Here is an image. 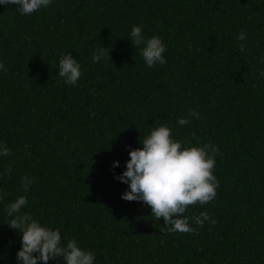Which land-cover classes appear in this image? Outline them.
I'll use <instances>...</instances> for the list:
<instances>
[{"label":"trees","instance_id":"trees-1","mask_svg":"<svg viewBox=\"0 0 264 264\" xmlns=\"http://www.w3.org/2000/svg\"><path fill=\"white\" fill-rule=\"evenodd\" d=\"M17 7L0 5V144L10 149L0 155V264H19L21 234L5 209L21 195L22 212L59 229L62 246L75 239L93 252V264H264V0ZM133 26L161 39L165 64L146 65ZM100 46L110 60L93 63ZM64 53L81 65L76 85L59 76ZM182 117L189 123L178 125ZM154 125L183 146L219 149L215 199L185 213L209 214L202 226L190 221L197 234L168 233L148 205L121 199L128 185L114 177Z\"/></svg>","mask_w":264,"mask_h":264},{"label":"clouds","instance_id":"clouds-1","mask_svg":"<svg viewBox=\"0 0 264 264\" xmlns=\"http://www.w3.org/2000/svg\"><path fill=\"white\" fill-rule=\"evenodd\" d=\"M52 2L53 0H0V5H17L21 14L31 15L47 8ZM237 39L242 42L240 52H244L246 34L241 32ZM130 41L140 49L149 68L167 62L163 55L165 45L158 36L146 38L140 26H133ZM105 56L110 60L108 48L100 46L94 51L92 61L97 63ZM80 69L81 65L70 53L62 54L59 59V76L66 84L76 85L81 77ZM0 70L7 71L3 63H0ZM189 116L200 118V114L194 110ZM188 123L186 117L177 120L180 126ZM192 136L195 138V133ZM139 141L142 148L129 151L126 170L114 177L128 185V190L122 194L121 199L141 201L148 205L151 215L157 221L163 220L168 233L197 234L198 229L192 227L190 221L202 226L209 220V214L200 212L199 215L189 217L185 213L191 206L205 205L215 199L219 181L213 173L219 149L211 143L183 146V142L173 138L172 129L167 125H154L150 134ZM0 155H10L7 145L0 144ZM118 166L119 162L114 161L113 167ZM33 182L31 177L21 178L25 192ZM27 203V197L21 195L5 209L10 218L7 226L21 234V248L16 253L19 264H48L56 258H62L63 264H93V252L79 247L75 239L68 240L62 246L59 229L43 226L30 213L22 212ZM210 222L213 225L216 223L215 220Z\"/></svg>","mask_w":264,"mask_h":264}]
</instances>
